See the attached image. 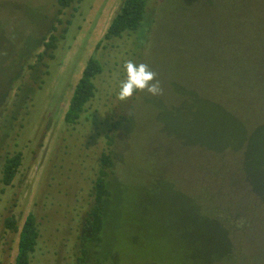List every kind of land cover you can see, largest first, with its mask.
Masks as SVG:
<instances>
[{
    "label": "rangeland",
    "instance_id": "rangeland-1",
    "mask_svg": "<svg viewBox=\"0 0 264 264\" xmlns=\"http://www.w3.org/2000/svg\"><path fill=\"white\" fill-rule=\"evenodd\" d=\"M121 1H75L60 16L57 30L66 20L70 25L55 58L46 61L47 74L28 67L37 49L17 68L15 83L8 82L13 87L3 90L10 93L0 119V264H14L28 214L39 230L29 264H78L83 245L95 249L86 216L102 153L113 158V199L102 205L104 264H264L253 251L252 263L245 262L242 246L253 233H264V197L252 192L243 169L244 163L264 170V70L258 75L248 68L255 56L264 57V42H217L223 31H214L201 0H146L133 35L103 40ZM56 10V0H0V71L14 70L22 34L40 30V38L56 26ZM38 13L44 19L35 28L29 22L39 24ZM90 58L102 67L93 80L95 96L75 125L66 124ZM127 61L155 71L163 94L137 91L120 101ZM209 89L247 128L235 119L222 129L230 121L215 116L217 105L201 114V91ZM236 128L243 131L230 130ZM16 153L21 165L5 186L3 163ZM9 217L17 222L15 233L4 227ZM228 219L245 223L232 234L241 246L231 259L232 251L207 240L226 232Z\"/></svg>",
    "mask_w": 264,
    "mask_h": 264
},
{
    "label": "trees",
    "instance_id": "trees-1",
    "mask_svg": "<svg viewBox=\"0 0 264 264\" xmlns=\"http://www.w3.org/2000/svg\"><path fill=\"white\" fill-rule=\"evenodd\" d=\"M75 1L78 2L81 0H56V26L55 24L51 25L48 34L42 35L40 38H38L39 36L37 33H39L40 30L34 32L35 29H33L34 31L32 30L30 34L21 35L20 40L22 46H20L18 52H14L16 59V63H14L15 66L12 67L14 70L8 75L4 74L5 69L0 71V74H4V76L1 77V85L3 86V89H0V119L6 108V97L8 96V93H10L9 91L4 92L3 90L6 87L8 89L13 87L10 86L8 82L11 80L15 83L16 77L14 76L17 73V68L24 62L25 57L27 59L32 53L36 52L37 49L42 48L40 52L35 54V60L33 64L29 65L28 67L31 70H37L40 75H42V72L43 74H47L46 61H51L55 58V51L58 48V43L60 40L64 39L67 33L68 25H70V21L66 20L65 26L60 30H57V24H62L60 16L63 14V11L71 7ZM184 1H187V4H190V2H197L200 0ZM145 8L146 0H122L116 14L114 15L110 25L106 30V33L103 36V40L107 41L112 38H123L128 35H133L134 32L139 29L142 20L144 19ZM201 8L208 11L207 18H209L211 23L214 24V31H223V39H215L217 42L221 41L222 43L228 38H234L239 42H245L248 39L252 42L260 41L261 44L264 42V0H201ZM28 12L30 11L25 12V14L27 15ZM39 17H41L42 21L40 20L39 24H37L36 20H33L32 22H29L31 24L30 26L34 25L35 28H39L42 25L44 19L42 14H40ZM235 23H237L238 26H235ZM142 27L141 29H143ZM100 45L101 42L96 45V49H98ZM263 58V56H255L249 63L248 68L250 67L259 75L261 73V71L259 72V69L264 70V61L259 62V60ZM101 73V65L96 59L90 58L82 71L77 85L74 88L68 108L64 114V122L66 124L75 125L79 121L81 114L85 112L86 105L95 96L96 88L93 80ZM201 100L203 102L201 105V114L203 110H212L217 105L220 107V109H218L215 116L227 117L229 119L230 124H224L222 129H225L228 126V128H230L231 123L235 121V119L241 121L247 128L244 120L237 118L241 115L232 113L227 108H223L221 105L217 104L219 99L213 96V93L210 89L201 91ZM204 115L208 116L209 114L205 112ZM13 118H15V116ZM230 130L234 132V134L235 131H238V134L243 131L241 128ZM212 147H215L214 149H218L216 148L217 143L214 142ZM222 150L225 151L228 150V148L225 147ZM262 156L264 157V153H262ZM21 161L22 156L20 153H16L12 157L5 159L2 167L1 178L3 185H11L21 165ZM112 168L113 158L111 157L110 153H102L99 158V167L96 177L93 181V204L91 205L86 216V222L91 230V238L89 239V242L92 243V246L95 249L92 247L86 248V246L83 245L84 247L80 250V256L76 258L78 260V264L105 263L99 251V247L103 241V237L101 235L105 225L102 205L106 202L110 203L113 199V180L110 179V173L113 170ZM243 169H246V177L252 192L259 197H264V170L260 172L251 171L244 166V163ZM227 221V225L231 224V226H223V228H226V232H218V234H214V240H207L216 245L226 254L232 251L231 254L227 255V258L231 259L236 249L241 246V242L236 239L238 234H232L236 229L242 228L245 223L241 220L234 219H231V221L228 219ZM4 227L13 233L18 231L17 222L14 217L6 218L4 220ZM38 238L39 230L37 227L36 218L33 214H28L19 231L17 254L14 264L30 263L31 256L35 252ZM246 241L248 242V245L243 244L242 246L248 249L246 253L249 255V258L245 260V262L252 263V251L259 256L258 262L259 260L264 262V243L262 245L258 244L260 241L264 242V233H253L246 239ZM189 245L193 247L192 236L189 238ZM255 245L259 246V250L255 249ZM96 247H98V249ZM226 249L228 250L226 251ZM196 253V255L199 257L197 251ZM112 256H114V254L111 255V257ZM111 257L109 256L108 258L111 259Z\"/></svg>",
    "mask_w": 264,
    "mask_h": 264
},
{
    "label": "clouds",
    "instance_id": "clouds-1",
    "mask_svg": "<svg viewBox=\"0 0 264 264\" xmlns=\"http://www.w3.org/2000/svg\"><path fill=\"white\" fill-rule=\"evenodd\" d=\"M126 70V79L121 82L118 92L120 101L131 99L135 92H147L152 96L163 94L161 82L157 79V73L150 69L145 63L136 64L132 61H127L124 64Z\"/></svg>",
    "mask_w": 264,
    "mask_h": 264
}]
</instances>
